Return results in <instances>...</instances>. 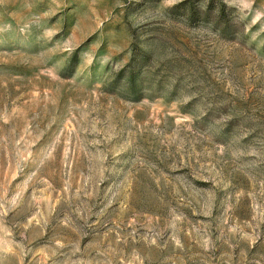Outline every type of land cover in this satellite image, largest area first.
<instances>
[{
  "label": "rangeland",
  "instance_id": "1",
  "mask_svg": "<svg viewBox=\"0 0 264 264\" xmlns=\"http://www.w3.org/2000/svg\"><path fill=\"white\" fill-rule=\"evenodd\" d=\"M0 264H264V0H0Z\"/></svg>",
  "mask_w": 264,
  "mask_h": 264
}]
</instances>
